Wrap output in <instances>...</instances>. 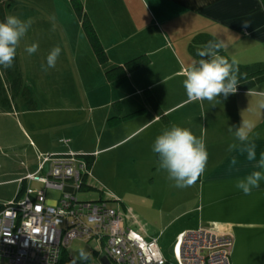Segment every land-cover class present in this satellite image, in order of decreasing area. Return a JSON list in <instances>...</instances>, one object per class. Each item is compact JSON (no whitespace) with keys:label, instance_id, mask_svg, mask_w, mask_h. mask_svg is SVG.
Returning <instances> with one entry per match:
<instances>
[{"label":"crops","instance_id":"crops-1","mask_svg":"<svg viewBox=\"0 0 264 264\" xmlns=\"http://www.w3.org/2000/svg\"><path fill=\"white\" fill-rule=\"evenodd\" d=\"M81 2L87 14L99 15H94L97 22L109 28H95L106 52L114 46L107 67L141 54L150 59L112 81L104 75L109 89L93 90L88 97L94 109H106L100 130L107 139L105 148L112 146L114 139L137 138L138 147L144 151L141 157L147 158L146 162L153 160V170L158 171L157 189L162 194L159 200H169L171 212L162 229L144 235L157 238L159 244V237L165 234L168 237L162 242H172V248L184 231L208 227L232 237L231 264H264V180L250 195H244L235 186L237 180L259 169L245 155L228 150L236 142L235 129L230 132L229 127H238L244 119L256 125L250 139L256 144L257 160L264 153V108L260 107L264 102V81L250 88H237L226 99L221 95L211 103L190 101L183 86L184 70L201 59L196 49L209 40L223 41L225 48L221 51L238 64L264 63V0ZM245 19L252 22L247 28L242 26ZM129 32H133V39L125 35ZM107 55L109 59L108 52ZM172 125L188 128L203 138L209 153L204 174L190 187H176L152 151L156 137ZM234 156L237 164L230 167ZM22 180L25 184L26 180ZM135 230L143 235L141 230Z\"/></svg>","mask_w":264,"mask_h":264},{"label":"rangeland","instance_id":"rangeland-1","mask_svg":"<svg viewBox=\"0 0 264 264\" xmlns=\"http://www.w3.org/2000/svg\"><path fill=\"white\" fill-rule=\"evenodd\" d=\"M0 6L5 18L14 15L33 21L20 42L12 67L0 66V203L13 200L21 187L19 180L36 170L42 156L94 154L87 181L90 188L78 190L77 198L106 199L109 207L123 215L128 227L141 230L143 235L162 229L171 211L169 200H159L162 194L157 189L158 171L153 170V160L146 162L147 158L141 157L144 151L138 147L137 138L114 139L113 145L105 148L107 139L100 130L106 109H94L93 101L88 99L93 90L109 89L104 75L111 67L107 64L114 46L108 47V61L100 64L70 0H0ZM83 7L87 10L85 4ZM88 15L94 28L109 31L97 22V14ZM132 33L125 35L133 39ZM33 43H38L39 48L29 55L25 49ZM55 46L61 48L56 66L44 71L41 66L46 65V57ZM15 78L29 89L35 107H29L22 94L14 96L11 106L2 104L4 98L10 99L9 89ZM47 170L48 164L39 174H46ZM23 185L35 190L44 188L36 181L26 180ZM59 196L57 190H46V198L52 203ZM165 237L168 236L159 237V245L166 259L175 262L176 250L171 248L172 242H162ZM100 246L98 237H76L65 244V251L72 260L84 248L91 258L78 260V264H102Z\"/></svg>","mask_w":264,"mask_h":264},{"label":"built area","instance_id":"built-area-1","mask_svg":"<svg viewBox=\"0 0 264 264\" xmlns=\"http://www.w3.org/2000/svg\"><path fill=\"white\" fill-rule=\"evenodd\" d=\"M46 164V174H39ZM85 171V160L68 152L42 156L36 170L25 174V180L40 182L44 189L27 187L0 209V264H61V250L76 237H98L108 263L231 264L232 237L208 227L181 233L173 245L176 260L170 262L157 238L126 227L107 200L77 198ZM47 189L60 192L54 203L46 198Z\"/></svg>","mask_w":264,"mask_h":264},{"label":"clouds","instance_id":"clouds-1","mask_svg":"<svg viewBox=\"0 0 264 264\" xmlns=\"http://www.w3.org/2000/svg\"><path fill=\"white\" fill-rule=\"evenodd\" d=\"M32 23L30 18L22 20L14 15H8L0 22V66L5 69L12 67L20 42ZM251 24V20H242L244 28ZM38 48V43H33L26 47L25 51L32 55ZM223 48H225L223 41L213 39L196 49L201 59L186 68L183 73L185 76L183 86L190 101L207 100L211 103L217 101L221 95L226 99L229 94L236 93L239 84L238 62L234 58L229 61L227 57L221 55L220 50ZM60 54L61 48L53 47L46 57V65L41 66L42 69L47 71L54 68ZM260 107L264 108V102ZM255 127L253 121L244 119L238 127H229L230 132L235 129L236 142L230 144L228 150L245 155L249 162H255L254 168L259 169L237 180L235 186L244 195H250L254 188L260 186V181L264 180V153L257 160L256 144L250 139ZM152 151L158 155L159 167L168 173V178L173 180L178 188L193 186L204 174L209 158L203 138H198L190 129L177 125L164 129L162 134L156 137ZM236 164L237 159L234 156L231 158L230 167ZM90 258L91 253L80 248L78 256L73 257L70 264H78V260L83 262Z\"/></svg>","mask_w":264,"mask_h":264},{"label":"trees","instance_id":"trees-1","mask_svg":"<svg viewBox=\"0 0 264 264\" xmlns=\"http://www.w3.org/2000/svg\"><path fill=\"white\" fill-rule=\"evenodd\" d=\"M70 2L81 22V26L89 41V44L96 57V60L100 64L106 63L108 61L107 52L99 39V36L92 24L91 19L89 18L87 12L84 10L81 0H70ZM4 20H5L4 13L0 6V22H3ZM220 54L225 56V54L221 50H220ZM149 60H150L149 57L145 54H141L136 57H133L121 65H116V66L106 69L105 78L108 81H112L115 78L121 76L122 74H125L129 71H132L133 69H136L138 67H141L147 64ZM229 61L231 60L229 59ZM238 66H239V84L237 88H242V87L250 88L254 86L256 83L260 81H264V63H253V64H247V65L238 64ZM1 84H2V81L0 79V88L2 87ZM9 90L11 91L10 99L4 98L2 100L3 105L11 106L12 104L11 100H13L14 96H18L22 94V98L24 99L25 103L29 105V107H35V101L31 98L29 89L22 85L19 78H15L13 80V83ZM62 154H65V153H62ZM55 155H58V154H55ZM77 155H80L86 162V171L82 175V181H81L79 190L83 188L85 189L90 188V185L87 183V181H88V176H89L91 166L93 164L94 154H77ZM156 157L158 159L157 154H156ZM22 181L23 180H20V182ZM20 184H21V187L18 189L13 200L17 199L18 197H21L20 195H23L24 190L26 189L25 187H23L24 186L23 182ZM97 200H106V199L99 198ZM3 205H5V203L3 204L0 203V209L3 207ZM70 261H71V257L67 256L65 248H63L61 250L60 263L70 264Z\"/></svg>","mask_w":264,"mask_h":264},{"label":"water","instance_id":"water-1","mask_svg":"<svg viewBox=\"0 0 264 264\" xmlns=\"http://www.w3.org/2000/svg\"><path fill=\"white\" fill-rule=\"evenodd\" d=\"M100 260H106L107 261L106 257H104V256L102 258H100Z\"/></svg>","mask_w":264,"mask_h":264}]
</instances>
